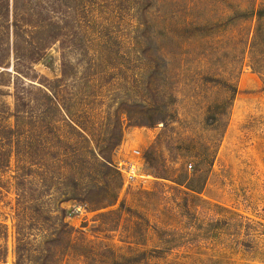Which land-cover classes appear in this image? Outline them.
Here are the masks:
<instances>
[{
	"label": "rangeland",
	"instance_id": "rangeland-1",
	"mask_svg": "<svg viewBox=\"0 0 264 264\" xmlns=\"http://www.w3.org/2000/svg\"><path fill=\"white\" fill-rule=\"evenodd\" d=\"M42 1L15 43L0 0L5 264H264V0H46L26 76Z\"/></svg>",
	"mask_w": 264,
	"mask_h": 264
},
{
	"label": "trees",
	"instance_id": "trees-1",
	"mask_svg": "<svg viewBox=\"0 0 264 264\" xmlns=\"http://www.w3.org/2000/svg\"><path fill=\"white\" fill-rule=\"evenodd\" d=\"M7 4H9V0H6ZM15 5V19H13L12 23H10V27L13 29V37L15 39V43L18 39L23 38L21 35V23L16 17V4L18 3V0H13ZM43 5H40L38 9L34 10V13H37L39 15V20L35 21L32 24H35L34 28H39L41 30L38 31L39 35V41L37 42V45L31 43L30 41L27 42L28 47L31 49L29 52L26 51H18V46H16V49L14 50V56H15V62H17L18 66L22 67L24 70V73L26 76H28V71L32 70V66L36 63H38L45 55V51L49 48V45H51L54 42L59 41L58 37L60 36V33L62 31V27L60 25V22L62 21V17H54L53 14L62 16V13L64 11V6L59 5L57 10H60L61 13L54 12L56 11L54 8L52 9L50 5H48V2L46 0H43ZM6 6V5H5ZM51 8V10H50ZM7 11V6L5 7ZM43 14H45L43 16ZM42 17V18H41ZM57 21L59 23L54 22ZM60 31H58L57 29ZM36 31V30H35ZM44 32L47 33L46 36H44ZM60 82V81H55ZM42 94L48 101L49 107L53 110H65L63 103L59 101L58 94L53 93V91H50L48 88L46 91H42ZM13 99L17 106L22 107H28L30 106V102H27L24 98V96L18 92L13 96ZM20 104V105H19ZM61 106V107H59ZM19 109V108H18ZM3 225L0 224V233L2 232ZM6 257H7V251L5 248V245L0 244V264L6 263ZM23 254L21 253L20 249H17L15 251V264H23Z\"/></svg>",
	"mask_w": 264,
	"mask_h": 264
},
{
	"label": "built area",
	"instance_id": "built-area-1",
	"mask_svg": "<svg viewBox=\"0 0 264 264\" xmlns=\"http://www.w3.org/2000/svg\"><path fill=\"white\" fill-rule=\"evenodd\" d=\"M134 154H137L136 151H133ZM124 165V169H122V176L124 177L125 181L128 182L129 180L137 179L140 175L138 172L137 163H122Z\"/></svg>",
	"mask_w": 264,
	"mask_h": 264
}]
</instances>
